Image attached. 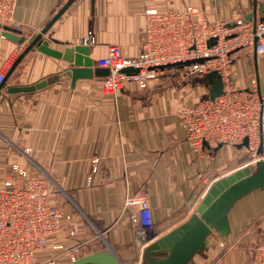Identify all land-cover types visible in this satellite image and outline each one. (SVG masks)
I'll use <instances>...</instances> for the list:
<instances>
[{
	"label": "crops",
	"instance_id": "1",
	"mask_svg": "<svg viewBox=\"0 0 264 264\" xmlns=\"http://www.w3.org/2000/svg\"><path fill=\"white\" fill-rule=\"evenodd\" d=\"M66 1L17 0L9 29L26 41L0 32V68L5 74L30 37L39 34ZM190 6L200 9L211 24L225 22L232 32L239 18L254 25L264 15V0H75L43 39L61 52L87 44L95 69L112 45L126 57L143 51L147 9ZM232 56L235 86L248 87L256 77L264 92V56L245 47ZM71 66L35 46L7 85L41 80L47 85L21 93H9L7 85L2 88L0 182L13 163L47 174L55 182L52 204L72 214L75 234L64 231L54 237L38 251L40 261L56 256L53 264H70L66 249L82 244L81 257L108 250L121 261L116 264H148L147 254H164L147 252L150 244L184 224L217 180L251 164L246 146L223 143L218 149L217 144L194 150L178 112L209 95L210 85L202 76L166 68L147 88L129 82L114 97L104 90L102 76L72 80L67 74ZM129 195L148 199L156 224L153 232L137 226V205L125 208ZM228 219L230 248L209 245L189 264H256L255 248L264 227V187L237 199ZM56 244L64 248H54Z\"/></svg>",
	"mask_w": 264,
	"mask_h": 264
},
{
	"label": "built area",
	"instance_id": "2",
	"mask_svg": "<svg viewBox=\"0 0 264 264\" xmlns=\"http://www.w3.org/2000/svg\"><path fill=\"white\" fill-rule=\"evenodd\" d=\"M16 5L17 0H0L1 33L13 23ZM92 41L90 36L88 43ZM241 47L264 56V15L254 25L239 18L232 32L225 22L209 23L196 7L185 10L150 8L146 10L143 51L137 56L126 57L121 55L119 46L112 45L108 54L98 60V65L110 69L109 74L102 77L103 88L117 97L129 82L147 88L150 80L163 72L159 68L161 65L205 58L203 62L195 61L182 69L189 75L203 78L217 71L223 81V93L215 98L206 95L180 108L178 115L187 138L199 152L204 142L210 146L220 142L239 144L248 137L246 152L250 163L256 164L264 161V92L256 77L248 87L235 86L232 52ZM129 66L138 71H121ZM4 77L5 71L0 68V84ZM91 181L88 177L87 183ZM54 183L49 175L31 172L18 163L4 171L0 182V264H53L56 256L40 261L38 251L64 231L75 234L70 227L72 214L51 202ZM135 205L138 207L137 226L145 232H153L156 224L148 199L127 196L125 208ZM215 245L230 248L227 236L215 237ZM54 248L64 246L56 244ZM66 251L70 261H75L81 257L82 244ZM255 259L256 264H264V227L255 248Z\"/></svg>",
	"mask_w": 264,
	"mask_h": 264
},
{
	"label": "water",
	"instance_id": "3",
	"mask_svg": "<svg viewBox=\"0 0 264 264\" xmlns=\"http://www.w3.org/2000/svg\"><path fill=\"white\" fill-rule=\"evenodd\" d=\"M74 1L67 0L43 30L39 34L30 37L27 46L18 55L5 74L0 84V93L2 88L7 85V81L16 67L35 46L39 47L43 52L62 57L64 60L70 62L72 66L67 69V74L71 75L74 81L79 77H91L93 74L102 77L109 74L110 69L108 67L93 68L94 61L88 57L90 48L87 44L67 47L61 52L48 47V43L43 39V35L51 25ZM2 34L20 43L26 41L25 36L11 32L8 28ZM204 60L205 58L180 61L161 65L159 68L162 70L166 68H183L184 65H189L195 61L203 62ZM121 71L132 73L137 72L138 68L129 66L122 68ZM204 80L210 85V98H215L223 93V81L217 71L206 74ZM47 83V80H41L33 84H12L7 85V91L9 93L33 92L44 87ZM204 145L210 146L208 142H204ZM222 145V142L218 143L215 149H218ZM247 145L248 137H245L243 142L236 144L239 148ZM261 150L262 148L260 147L259 152ZM263 187L264 161L262 160L257 161L254 167L247 165L217 180L209 188L196 212L184 224L156 240L146 248L147 252H164V254L161 257H158L156 254H147L145 260L148 264H189L196 253L205 250L209 245H215L214 232L220 236L229 235L231 228L228 211L233 203L246 193ZM119 262L121 261L114 254L106 250L79 257L70 264H116Z\"/></svg>",
	"mask_w": 264,
	"mask_h": 264
},
{
	"label": "rangeland",
	"instance_id": "4",
	"mask_svg": "<svg viewBox=\"0 0 264 264\" xmlns=\"http://www.w3.org/2000/svg\"><path fill=\"white\" fill-rule=\"evenodd\" d=\"M181 72H182L183 75L186 74L185 76H192V75L187 74L185 69H182ZM250 165L254 167V166H255V163H252V164H250Z\"/></svg>",
	"mask_w": 264,
	"mask_h": 264
}]
</instances>
